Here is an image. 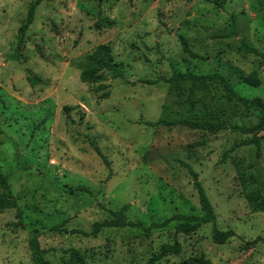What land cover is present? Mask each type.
<instances>
[{"label": "rangeland", "instance_id": "374dc122", "mask_svg": "<svg viewBox=\"0 0 264 264\" xmlns=\"http://www.w3.org/2000/svg\"><path fill=\"white\" fill-rule=\"evenodd\" d=\"M32 1L0 0V172L10 175L16 201V208L0 213V264H30L31 238L52 264H61L72 249L86 264H146L173 240L180 253L158 264L199 256L211 264H264V212L246 200L264 196V141L258 149L247 146L251 135L231 130L255 126L257 113L227 103L216 85L163 82L177 73L219 74L240 96L264 103V61L241 49L243 39L264 55V0H226L222 9L214 0H45L18 60H9ZM231 15L237 35L225 39ZM98 20L112 26L97 31ZM182 39L194 57L184 53ZM98 45L110 47L123 75L111 80L103 72L106 99L95 84L79 80L80 64ZM252 72L260 80L256 88L239 81ZM28 78L39 82L31 86ZM211 114L226 130L145 124L201 122ZM182 163L196 173L215 227L234 232L224 245L212 242L211 224L184 235L175 234L177 221L149 233L106 228L82 237L48 231L65 221V229L89 233L124 205L126 220L144 227L173 215L201 216ZM76 187L90 194L74 193ZM17 215L23 228L16 226Z\"/></svg>", "mask_w": 264, "mask_h": 264}, {"label": "trees", "instance_id": "16d2710c", "mask_svg": "<svg viewBox=\"0 0 264 264\" xmlns=\"http://www.w3.org/2000/svg\"><path fill=\"white\" fill-rule=\"evenodd\" d=\"M45 0H33L26 12V16L24 21L17 29L16 34V43L15 49L13 53L8 55L9 60L16 61L19 58L21 49L24 43V36L29 26L32 24L34 19V13L36 8L41 5ZM170 1V0H168ZM226 0H214L213 4L222 9ZM112 23L107 20H98L94 24L95 30H100L102 28H110ZM237 32L235 28V19L234 16L230 17V25L229 30L226 34L222 36V38L228 39L232 37H236ZM182 47L184 53H186L190 57H194L190 51L186 48L185 41L182 39ZM241 49L243 54H253L255 56L260 57L264 61V55L258 52L256 49L249 47L245 44L244 40L241 39ZM103 72H108L111 74L110 79H123V75L118 68V65L114 63L113 56L111 53V49L108 45H98L91 54L85 57L83 62L80 64V74L79 80L82 84H95L97 92H103L100 95V98L106 99L108 97V92L106 91V85L104 83L108 81V79L103 75ZM188 81L193 85L200 82L203 84H212L218 86L223 92V99L227 103H233L236 105H240L246 110H251L257 113L258 123L250 128H246L244 126L232 127V132L241 133L243 135H251V138L244 142V145H254L257 149L260 147L262 141H264V137H256V133L264 130V103L258 99H246L239 94H237L229 82L223 75L212 74L209 76H194L190 73H177L173 75L171 78L164 80L163 82L170 84L172 86H177L181 82ZM239 81L241 84L247 85L249 87L256 88L260 85V80L255 72L250 73L248 76L239 77ZM28 82L31 86L35 85L39 82L38 79L28 78ZM127 85H135L139 84H148L153 85L157 83L156 81H137L136 83H129L128 81H124ZM66 110V109H65ZM147 126L156 127H174V126H186L188 128L194 130H205L210 134H216L220 131L226 130V127L219 122L218 117L216 115H209L207 119L201 122H193L188 119H179L173 121L167 120H159L155 123H145ZM94 151L100 156L102 161L107 164L105 157H103L100 151L93 144ZM226 154L223 158H226ZM182 166L187 170L189 175L192 178L193 187L196 191L198 203L201 211V216H184V215H173L172 217L165 219L159 223H151L148 227H144L140 223H132L126 220V212L128 210V206L124 205L120 207L117 211H109V216L111 219L104 222H97L92 225L91 231L89 233H85L80 230L72 229L68 230L64 228L65 221H62L48 229L49 232L53 233H64L69 235H80L82 237H95L98 233H100L103 229L106 228H132L143 231L144 233H149L152 229H161L167 227L172 221H177V225L175 226V234H184L190 235L197 230H199L203 225H212V242L216 245H224L232 238L235 234L231 230L227 231H219L215 227L216 215L213 211V207L208 200L204 189L202 188L200 182L197 179L196 173L190 168L189 165L182 163ZM9 174H4L0 172V213L5 210H10L16 208V201L12 196L11 189L9 186ZM74 193L81 194H90L87 188L85 187H76L73 190ZM247 202L255 209L256 211L264 212V196H254L248 195L246 197ZM19 222L16 226H21L23 228L22 220L20 215H17ZM259 240V239H257ZM29 247L32 251L33 260L30 264H52L49 261L44 259V251L39 248L38 242L36 238H31L29 240ZM181 245L176 240H173L170 244H163L159 247L158 252L152 255L147 261L146 264H158L163 259L169 256H176L180 253ZM64 255L60 258L61 264H86L84 256L78 250H67L64 252ZM177 264H211L205 257H190L180 261Z\"/></svg>", "mask_w": 264, "mask_h": 264}]
</instances>
